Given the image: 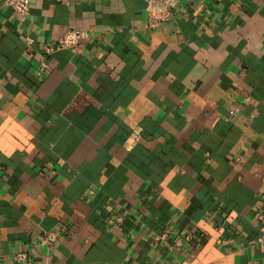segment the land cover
<instances>
[{
	"label": "crops",
	"instance_id": "1",
	"mask_svg": "<svg viewBox=\"0 0 264 264\" xmlns=\"http://www.w3.org/2000/svg\"><path fill=\"white\" fill-rule=\"evenodd\" d=\"M2 1L0 264H264V0H181L156 30L145 0ZM68 30L78 52L41 49ZM170 225L192 241L154 242Z\"/></svg>",
	"mask_w": 264,
	"mask_h": 264
},
{
	"label": "built area",
	"instance_id": "2",
	"mask_svg": "<svg viewBox=\"0 0 264 264\" xmlns=\"http://www.w3.org/2000/svg\"><path fill=\"white\" fill-rule=\"evenodd\" d=\"M181 0H145V19L143 21V29L145 30H156L166 23L175 7L180 3ZM192 1H205V0H192ZM3 5L12 9L15 13L20 16H25L29 13L30 0H3ZM88 37V34L84 31L79 30H68L61 38L55 43H45L42 45V50L45 53H54L62 49H68L75 53L79 51L80 41ZM24 42L27 47L33 43L31 37H25ZM44 68H40L37 71V75L40 77L43 75ZM246 100H249L247 97ZM230 115H235V110L231 108L229 110ZM139 140L138 134H133L126 140V147H131L136 144ZM125 214L113 215L106 221L107 226L110 229H116L124 220ZM258 221H262V215L257 216ZM59 236L58 231H47L43 234L40 241L42 246H50L54 243ZM168 239H172L171 243L167 246V249L172 252L177 248L183 247L185 244L192 241V233L186 229H176L173 225L165 227L160 233H157L153 237V241L157 243H165ZM223 244H227L228 241H222ZM255 245L264 248V232H262L255 240ZM26 257V253H18L16 259L21 261Z\"/></svg>",
	"mask_w": 264,
	"mask_h": 264
}]
</instances>
